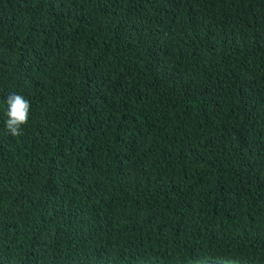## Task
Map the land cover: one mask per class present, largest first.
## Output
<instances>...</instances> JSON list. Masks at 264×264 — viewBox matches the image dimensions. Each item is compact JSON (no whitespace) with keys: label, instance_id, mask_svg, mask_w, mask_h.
<instances>
[{"label":"trees","instance_id":"1","mask_svg":"<svg viewBox=\"0 0 264 264\" xmlns=\"http://www.w3.org/2000/svg\"><path fill=\"white\" fill-rule=\"evenodd\" d=\"M0 264H264V0H0Z\"/></svg>","mask_w":264,"mask_h":264},{"label":"clouds","instance_id":"2","mask_svg":"<svg viewBox=\"0 0 264 264\" xmlns=\"http://www.w3.org/2000/svg\"><path fill=\"white\" fill-rule=\"evenodd\" d=\"M6 117L5 128L12 136H20L22 126L28 123L30 102L22 95L10 93L6 99Z\"/></svg>","mask_w":264,"mask_h":264}]
</instances>
